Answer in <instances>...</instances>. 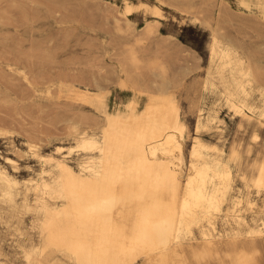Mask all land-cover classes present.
<instances>
[{"label":"rangeland","instance_id":"rangeland-1","mask_svg":"<svg viewBox=\"0 0 264 264\" xmlns=\"http://www.w3.org/2000/svg\"><path fill=\"white\" fill-rule=\"evenodd\" d=\"M124 1L0 0V125L9 130L0 135V162L17 180L13 200L0 191V264H31L26 251L46 242L43 214L35 208L39 194L29 180L40 181L46 176L43 170L52 166L33 156L29 142L40 140L39 153L57 155V145L68 151L75 144L71 122L84 117L93 124L101 121L97 107L104 101L110 110L123 109L134 93L131 81L124 77L120 82L121 64L148 84L155 79L166 83L177 98L187 126L179 167L182 185L190 171V147L202 101L206 115L215 117L200 132L211 158L218 157L219 148L228 151L233 140L246 171H255L254 162L264 158V127L254 139L253 127H240L221 88L203 89L214 26L243 44L264 67V18L257 5L264 0H252L250 8L239 0H129L136 6L131 13L124 10ZM155 4L162 17L155 13ZM187 68L192 69L188 74ZM156 72L162 76L156 77ZM83 93L89 96L87 101L80 99ZM143 98L137 112L149 101ZM252 101L262 105L263 96L255 92ZM73 150L68 162L79 170L90 154ZM5 156L17 159L18 167L5 163ZM247 192L236 176L223 210L215 215L224 233L232 232L233 201L241 194L256 204L250 208L244 201L240 213L250 222L264 219V193ZM48 257V264H74L57 251Z\"/></svg>","mask_w":264,"mask_h":264},{"label":"bare ground","instance_id":"bare-ground-1","mask_svg":"<svg viewBox=\"0 0 264 264\" xmlns=\"http://www.w3.org/2000/svg\"><path fill=\"white\" fill-rule=\"evenodd\" d=\"M124 2V10L131 13L136 6ZM239 3L250 8L254 2ZM257 5L264 18V4ZM154 9L162 17L160 5ZM191 71L187 68L185 73ZM118 75L120 82L124 77L131 81L134 97L123 109L110 110L104 101L97 107L102 120L94 124L86 117L71 122L75 144L68 151L57 145V155L47 156L39 153L40 140L29 142L33 156L52 168L43 170L46 176L40 181L29 180L39 194L35 208L43 214L46 242L27 250L26 259L48 264V256L57 251L74 264H134L139 259V264H264V219L250 222L239 208L244 201L253 208L255 200L241 194L233 201L232 232L224 233L215 220L236 176L247 194L251 189L264 193V158L254 162L255 171H246L236 140L228 151L219 148L218 157L211 158L200 132L215 117L206 115L202 101L190 147V171L182 185L179 167L187 126L177 98L166 83L155 79L148 84L126 64L120 65ZM96 85L102 89L98 81ZM212 87L221 88L240 127H253V138H258L257 130L264 127V67L221 26L212 28L203 82L205 92ZM255 92L263 96L262 105L252 101ZM88 98L85 93L80 97ZM140 98L149 101L137 112ZM84 122L88 127L80 129ZM8 132L0 125V135ZM73 148L90 154L79 170L68 162ZM4 160L18 167L17 159ZM16 183L15 174L0 162V191L7 200L14 199Z\"/></svg>","mask_w":264,"mask_h":264}]
</instances>
